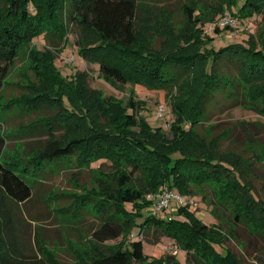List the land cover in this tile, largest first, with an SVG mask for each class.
<instances>
[{
	"label": "trees",
	"instance_id": "1",
	"mask_svg": "<svg viewBox=\"0 0 264 264\" xmlns=\"http://www.w3.org/2000/svg\"><path fill=\"white\" fill-rule=\"evenodd\" d=\"M64 4L68 23L92 31L97 36L96 42L76 44L80 54L87 63L97 64L100 74L115 88L132 84L145 86L149 90L172 89L187 80L199 62H202L200 74L204 77V83L199 96L190 103L188 110L182 111V107L175 110L179 124L174 120L170 124L172 140L164 138L162 129L150 128L143 118V137L131 135L129 128L137 122L134 112L140 109L133 99L120 110V119L123 121L117 124L114 131L103 132L104 129L91 126V122L93 126L97 123L95 111L103 106L109 112L115 104L113 102L122 100L104 98L98 92V97L95 95L89 100L85 99L78 89L79 84L85 83V78L79 77L74 87L65 84L59 73L56 76L52 72L55 70L52 52L47 48L40 52L34 45V51L30 54L36 56L34 63L37 73L49 78L50 89L58 97L55 99L61 108L74 115L69 119H82L90 135L66 142L49 141L33 159L23 160L19 168L0 161V264H57L46 255L26 260L16 246L14 219L8 206L25 203L31 198L28 175L37 177L44 171L45 176L46 173H57L58 167L69 168L72 164L76 167L87 165L88 168L94 163H100L99 166L110 163L112 166L128 155L137 156V163L133 171L127 174L122 172L118 177V191L102 186L99 192H84L74 203L76 207L73 208L72 216L76 225L77 221L82 220L77 214H89L88 210L92 207L94 218L98 221L97 226L90 231L94 243L103 245L109 241L121 242L133 229H138L140 233L154 230L162 237L177 242L175 245L185 253L187 264H245L225 243L229 234L234 236V227L239 225L249 230L245 231L248 237L264 241V204L256 198L252 180L258 177L254 164H264V145L252 140V159L244 162L238 160L234 164L228 157L213 152V147H208L209 144L197 128L207 119V102L212 93L226 90L223 84L229 78L225 80L223 71L228 64L236 70V86L239 88V92L234 95L229 90L225 91L226 96L231 93L226 98L230 102L229 108L255 111L261 119L241 121L238 125L242 128L239 136L257 137L260 129L264 132V45L252 48L234 43L214 49V37L203 36V26L211 18L204 10L193 15L190 9L189 22L194 34L187 38L188 48L179 47L173 53L162 55L152 53L146 47H137L140 44V27L144 24V19L140 17L141 0H8L5 9L0 11V90L23 47L33 44L39 37L46 40L53 29L62 30L59 20H55V14ZM261 6H264V0H226L221 14L237 16L240 23L247 25L250 20L263 16ZM231 29L233 26L225 25L214 27L213 32L220 36ZM253 83L254 88L250 87ZM243 88L247 90L246 93L240 91ZM27 102L34 104L35 99ZM73 103L78 104L77 111ZM187 124L190 126L188 129ZM5 141L0 127V158ZM172 154H179V157L171 160ZM144 161H149L157 175L156 182L147 186L135 184L133 180L138 170L142 171ZM184 169L189 170V174L185 175ZM192 182L197 186L196 189L208 188L212 192L208 205L218 221L217 225L207 226L195 219L188 212L189 207L179 210L184 220L162 219L155 213L148 215L140 224L136 223L138 217H143V210L157 203V197L144 200L146 193L153 192L155 195L158 191H164L159 187L166 186L182 197L192 196V187L189 185ZM216 183L220 187H208L217 186ZM202 196L206 198L203 193ZM224 224L226 229L223 228ZM249 226H253L252 229ZM215 246L224 249L225 254H219ZM111 248L108 255L98 257L92 264H131L132 261L149 259L143 253L140 240L131 242L129 251L121 247ZM175 257L165 254L159 260H150L156 264H179Z\"/></svg>",
	"mask_w": 264,
	"mask_h": 264
},
{
	"label": "rangeland",
	"instance_id": "2",
	"mask_svg": "<svg viewBox=\"0 0 264 264\" xmlns=\"http://www.w3.org/2000/svg\"><path fill=\"white\" fill-rule=\"evenodd\" d=\"M225 1L141 0L142 14L140 17L144 19V24L140 27V44L137 47H146L152 53L162 55L173 53L179 47L188 48L187 38L194 34L189 22L188 10L190 9L193 15L197 11L204 10L209 15V19L211 18V21L203 26L204 31H202L203 36L214 37L212 43L214 49L234 43H241L252 48L262 47L264 45V6H261L263 16L256 17L255 20H250L249 24L244 25L240 23L237 16L221 14V8ZM7 4L8 0H0V11L4 10ZM65 9L66 4L61 7L58 14H55V20H59L62 30L53 29L49 31L46 40L39 37L34 40L33 44L23 47L0 90V113H3L0 114V127L6 140L0 161L8 163L11 167L19 168L23 160L33 159L49 141L66 142L72 138L90 135L88 134L89 128L86 127L82 119H69L74 115H70L61 108L57 100L58 97L50 89L49 78H43L37 73L38 69L34 63L36 56L30 54L35 47L40 52L45 48L52 52L54 59L52 64L55 69L52 72L56 76L59 73L65 84L74 87L79 77L85 78V83L78 85L80 95H83L85 99L89 100L95 95L98 97V92L104 98L122 100L119 103L113 102L115 104L110 107L109 112H106L103 106L100 110H96L94 118L97 123L95 122L96 125L93 126L91 122L93 128L104 129L103 132L109 133L114 131L117 124L123 121L120 119V110L128 106V101L133 99L140 109H138V115L134 112L137 122L135 126L129 128L131 135L142 138V128H145L143 125L145 126L146 122L152 129H162L161 133L164 138L172 140L170 124L172 120L179 124L175 110L179 107H182V111L188 110L190 103L197 99L202 90L204 83V77L200 74L202 62L197 64L193 74L187 80L172 89L149 90L145 86L132 84L117 89L100 74L97 64L86 62L76 45L96 42L97 36L92 31L79 29L68 23L65 20ZM225 25H231L233 29L220 36L214 34V27ZM235 72L236 70H233L228 64L223 71L225 80L229 78L223 84V89L233 92V95L235 92H239V88L236 86L238 79H236ZM250 87L254 88V83ZM225 91L212 93L207 102V119L199 125L197 130L209 144L208 147H213V152L228 157L232 163L235 164L238 160L243 162L251 160L254 151L250 148V142L257 140L260 145H264V132L260 129L257 137L239 136L242 128L238 125L241 121H261L260 116L255 111L243 108L230 109L228 106L230 102L226 98L231 93L226 96ZM240 91L246 93L247 90L243 88ZM31 99H35L34 104L27 102ZM103 100L102 98L101 101L103 102ZM260 101L259 99L258 102ZM73 104L77 107V111L78 104ZM116 111L119 112L116 113ZM188 128H190L189 125ZM252 145H254L253 142ZM81 157L82 155L79 159ZM178 157L179 154H172L170 158L174 160ZM136 161L137 156L128 155L120 158L112 166L110 163L100 166V163H94L88 168L87 165L76 167L72 164L69 168L58 167L57 173H46L43 176V171L37 177L28 175V183L32 188L31 198L25 203L8 206L14 219L16 246L22 252L23 257L29 260L34 259L33 257L42 258L46 255L53 258L57 264H92V261L98 257L108 255L113 249L110 247H121L129 251L130 243L137 240L143 243V253L149 259H144L142 262L132 261L131 264H156V262L151 263L150 259L159 260L165 254L172 255L171 248L177 249L175 245L177 242L162 237L154 230L140 233L138 229H133L121 242L109 241L103 245L94 243L90 238V231L97 226L98 221L94 218L92 207L88 210L89 214L78 213L77 215L81 216L82 220L77 221V225L74 224L72 214L77 198L86 191L99 192L102 186L118 191V187H120L118 177L122 172L127 174L133 171ZM253 168L258 176L256 179L255 177L252 179L255 196L264 204V164H254ZM44 169L47 171L46 168ZM183 171L186 173L185 175L189 174V170L184 169ZM154 172L156 170L152 168L149 161L142 162V171L139 169L135 174L134 183L146 186L149 183H155L157 175ZM189 185L192 187L190 189L192 196L184 197L188 201L185 205L181 206L177 202L175 198L178 193L173 190L171 191L173 198L169 199L167 208L161 209V213L158 211L156 213V204L149 206L143 210V217L136 219V223L140 224L148 215H155V213L162 219L184 220L185 217L179 213V210L181 207H189L188 212L195 219L207 226L217 225L218 221L208 205V200L212 199V192L208 188L196 189L197 186L193 182ZM216 185L208 187H212V189L220 187L217 183ZM159 188L169 190L166 186ZM162 192L158 191L155 195L153 192L146 193L144 200L160 197ZM202 193L206 198L201 197ZM191 201L192 204H190ZM249 227L252 229L253 226ZM223 228L226 229L225 224ZM234 230V236L231 234L227 236L224 233L228 238L225 243L227 248L245 264H264V241L248 237L245 231L249 230L243 225L235 226ZM215 249L219 254H225L221 247L215 246ZM177 250V254L174 255L176 256L175 261L179 264H187L185 253ZM258 259L262 262H259Z\"/></svg>",
	"mask_w": 264,
	"mask_h": 264
},
{
	"label": "built area",
	"instance_id": "3",
	"mask_svg": "<svg viewBox=\"0 0 264 264\" xmlns=\"http://www.w3.org/2000/svg\"><path fill=\"white\" fill-rule=\"evenodd\" d=\"M231 22H232V20H231ZM170 198L171 199L173 198L172 192L170 190H166L165 189L162 192L161 196L160 197H157V203H156V209H155L156 213H157V211H158V213H161L160 212V211H162L161 209H163V208L165 209V208L168 207L167 203H168V201L170 202V200H171ZM175 199L177 200V202L181 206L185 205L188 202L187 200H185L184 197L179 196V195H177ZM158 201H159V204H158ZM157 204H158V206H157ZM190 204H192V201L190 202ZM163 206H165V207H163ZM171 250H172V255H176L177 252H178V250L176 248H171Z\"/></svg>",
	"mask_w": 264,
	"mask_h": 264
}]
</instances>
